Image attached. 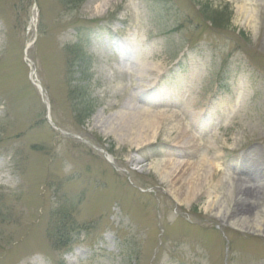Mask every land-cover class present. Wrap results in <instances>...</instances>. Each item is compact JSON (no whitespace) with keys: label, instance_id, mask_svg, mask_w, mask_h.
Masks as SVG:
<instances>
[{"label":"rangeland","instance_id":"obj_1","mask_svg":"<svg viewBox=\"0 0 264 264\" xmlns=\"http://www.w3.org/2000/svg\"><path fill=\"white\" fill-rule=\"evenodd\" d=\"M199 162L228 209L170 194ZM226 172L264 188V0H0V264H264Z\"/></svg>","mask_w":264,"mask_h":264},{"label":"bare ground","instance_id":"obj_2","mask_svg":"<svg viewBox=\"0 0 264 264\" xmlns=\"http://www.w3.org/2000/svg\"><path fill=\"white\" fill-rule=\"evenodd\" d=\"M108 3H110V2H108ZM241 11H243L242 7L240 9V12ZM249 17L251 20L255 21V18H252V17H254L253 15H249ZM137 55H138V53H137V51H135V54H134L135 59L131 61L132 63L138 62L137 61V58H138ZM145 104H149V103H145ZM149 112H147V114H149ZM149 115H151L153 118L141 117V118H137V120H136L140 127L149 126L151 128L150 131L153 132L154 137L153 136L151 137V135H148V134L142 135L141 139H142V141H144L142 143H145V142H148V141L154 139L156 134L158 133L159 122H157V114H149ZM120 116H121V121H123V122H125L126 119H128V116L126 113H120ZM97 126H99V125L97 124L96 127ZM144 129H145V127H144ZM140 132H142V130ZM180 141H181L180 143H184L188 146H191V147L194 146V148H192V150H194V152L196 150H198L197 147L195 146L196 142L194 141V138L190 135H185L183 131L180 134ZM205 159H207V157H205L204 160ZM201 164H202V162H199L195 166L197 172H199V170H200V172H202L203 168H202V170L200 169ZM155 169H156V171H158L162 181L169 180L170 173L163 166V161L158 166H155ZM193 170H192L193 172L190 173V175H191V179H190L191 181H189L190 185H186L187 187H184V190L182 191V193H179V192L174 191V190H169L170 194L175 198V200H177V201H183V200L191 201L195 196H198L199 192H201L203 189V191H204L203 193H206L209 195V201H208L207 209L213 208L219 202L221 204V205H219L220 212L222 211V208L228 209L227 201L223 200L221 198L220 194L218 195V194L214 193L212 188H210L212 185L210 182L211 178H212L210 173L207 171H203L201 173V175H199V174H196L195 168ZM222 179H223V183L226 184L227 186L241 187L242 189H246V190L248 189V191L246 192L247 195H249L251 193L254 194L255 195V198H254L255 201H258L259 199L261 200L264 197V188H262V186H257V187L251 186L249 179H247V178L245 179L244 177L240 176L239 174L226 172ZM199 187H201V188L199 189ZM239 220L241 221L240 224H242V223H243V225L244 224L246 225L247 223H248V225L253 224L252 226L256 229H259V227H261V225L263 224L262 223L263 221H261L260 215L257 217V219L250 220V222H249L248 217H241Z\"/></svg>","mask_w":264,"mask_h":264},{"label":"trees","instance_id":"obj_3","mask_svg":"<svg viewBox=\"0 0 264 264\" xmlns=\"http://www.w3.org/2000/svg\"><path fill=\"white\" fill-rule=\"evenodd\" d=\"M78 53L79 54H78V56L76 58L78 60V63H84V64H86V63L90 64L91 63V61H92L91 60V57L85 55L83 52H78ZM82 92H84V90H82ZM91 113H92V111H91V108H90L88 110L86 116H88V115L90 116ZM63 227L64 226H62L60 224H55V231L61 232V234H62V232L64 231V228ZM69 242H70V237L68 236L67 237V240H66V243H69Z\"/></svg>","mask_w":264,"mask_h":264},{"label":"water","instance_id":"obj_4","mask_svg":"<svg viewBox=\"0 0 264 264\" xmlns=\"http://www.w3.org/2000/svg\"><path fill=\"white\" fill-rule=\"evenodd\" d=\"M110 158V157H109Z\"/></svg>","mask_w":264,"mask_h":264}]
</instances>
